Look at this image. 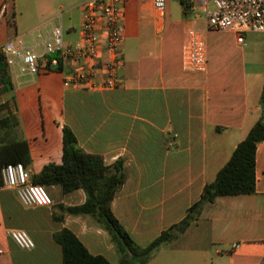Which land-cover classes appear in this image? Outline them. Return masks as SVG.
<instances>
[{
  "label": "crops",
  "instance_id": "crops-1",
  "mask_svg": "<svg viewBox=\"0 0 264 264\" xmlns=\"http://www.w3.org/2000/svg\"><path fill=\"white\" fill-rule=\"evenodd\" d=\"M4 3L14 11L11 0H0V6ZM179 8L181 18L172 22L166 11L163 17L156 14L152 0H127L121 50L125 86L103 92L62 88L61 121H55L52 132L44 129L42 145L16 111L29 145L31 165L26 169L31 176L48 164H61L63 126L84 153L101 156L105 166L123 162L125 182L111 211L143 248L185 217L237 145L264 121V68L261 74L254 71L246 43L237 44L234 33H203L205 73L183 71L180 3ZM198 26L203 29L202 22ZM14 32L0 24L4 43ZM34 78L18 76L13 92L22 94ZM50 190L53 206L24 208L13 190L0 187V264H62L53 235L63 228L91 255L119 264L107 232L91 217L64 210L83 205L84 192ZM9 230L26 231L34 249H18ZM148 264H264V140L256 146L255 193L220 197L205 205L197 221L162 246Z\"/></svg>",
  "mask_w": 264,
  "mask_h": 264
},
{
  "label": "built area",
  "instance_id": "built-area-1",
  "mask_svg": "<svg viewBox=\"0 0 264 264\" xmlns=\"http://www.w3.org/2000/svg\"><path fill=\"white\" fill-rule=\"evenodd\" d=\"M127 0H87L81 13L79 33L74 42L64 41L61 26L42 32V28L17 34L15 13L8 4L0 6V24L12 28L14 36L0 46L11 82L18 76H35L67 71L66 90L103 92L125 86L122 77L124 60V5ZM184 16L182 69L202 74L207 68L203 33L231 32L236 43L245 46L247 33L264 34V0H178ZM154 11L163 17L166 0H152ZM203 23V29L198 24ZM68 34H76L70 28ZM13 84V83H12ZM2 188L13 190L24 208H49L53 201L42 185L33 184L30 172L22 163L7 164L1 171ZM9 239L24 251L35 244L24 230H9ZM237 249V245H232Z\"/></svg>",
  "mask_w": 264,
  "mask_h": 264
},
{
  "label": "trees",
  "instance_id": "trees-1",
  "mask_svg": "<svg viewBox=\"0 0 264 264\" xmlns=\"http://www.w3.org/2000/svg\"><path fill=\"white\" fill-rule=\"evenodd\" d=\"M12 93L13 84L4 58L0 54V98ZM11 101L13 103L12 99ZM61 130V164L46 165L38 175L31 177V181L46 189L58 187L63 195L82 190L85 194L84 204L64 210L72 216L91 217L107 232L119 264H148L162 246L176 240L197 221L205 205L212 204L220 197L255 193L256 146L264 140L262 119L237 145L214 181L204 186L199 200L187 209L185 217L161 232L143 248L135 243L111 211L115 194L125 182L123 162L118 160L110 167L105 166L101 156L86 154L78 147L77 140L68 127L63 126ZM16 163H22L25 168L31 165L29 145L20 133L15 106L13 110L10 100H5L0 103V171L3 166ZM53 240L61 247L62 264H109L102 256L91 255L80 240L66 228L55 233Z\"/></svg>",
  "mask_w": 264,
  "mask_h": 264
},
{
  "label": "rangeland",
  "instance_id": "rangeland-1",
  "mask_svg": "<svg viewBox=\"0 0 264 264\" xmlns=\"http://www.w3.org/2000/svg\"><path fill=\"white\" fill-rule=\"evenodd\" d=\"M15 11V27L17 34L42 28V32L61 26L65 42H74L79 33L80 6L87 0H11ZM12 8V5L10 6ZM167 20H180L178 0H166ZM70 28H75L76 34H68ZM245 37V51L253 61L252 68L261 74L264 68V34L247 33ZM0 44L4 40L0 39ZM63 72L49 71L35 76L28 90L21 93L13 92L3 98L0 103L10 100V106L21 114L24 125L42 145L40 137L44 129L48 132L55 130V121L60 123V108L63 91ZM33 90V91H31ZM13 100V103L11 101ZM21 135L23 130L20 129ZM35 140L33 139L32 142ZM53 203V191L47 189Z\"/></svg>",
  "mask_w": 264,
  "mask_h": 264
}]
</instances>
